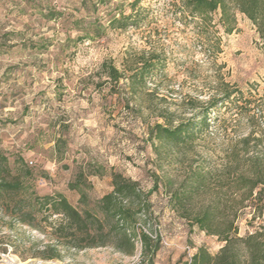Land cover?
<instances>
[{
  "label": "rangeland",
  "instance_id": "374dc122",
  "mask_svg": "<svg viewBox=\"0 0 264 264\" xmlns=\"http://www.w3.org/2000/svg\"><path fill=\"white\" fill-rule=\"evenodd\" d=\"M133 1L98 0L114 5L93 11L88 0V14L81 0H0V180L14 186L0 194V264H149L139 240L133 254L112 237L86 247L54 201L102 218L99 200L114 174L149 194L137 227L160 239L154 264H184L201 247L220 251L225 242L197 223L208 207L236 221L239 236L249 221L264 232V193L254 209L234 192L248 158L238 141L257 128L249 108L264 102L255 26L238 13L228 33L219 14L202 24L180 10L182 0H140L135 25L110 27ZM98 24L103 35L86 37ZM111 64L119 81L106 73ZM146 64L145 83L131 84L127 76ZM225 92L232 96L223 103ZM215 99L209 128L191 143L152 139L155 124L198 121Z\"/></svg>",
  "mask_w": 264,
  "mask_h": 264
},
{
  "label": "trees",
  "instance_id": "16d2710c",
  "mask_svg": "<svg viewBox=\"0 0 264 264\" xmlns=\"http://www.w3.org/2000/svg\"><path fill=\"white\" fill-rule=\"evenodd\" d=\"M82 5L88 14L91 13L88 7V0H81ZM93 3V11L98 10L100 2L90 0ZM140 0H134L130 7L132 12L126 14L120 11L112 14L109 18V26L117 29H126L136 24L133 11L139 5ZM109 11L114 4L111 2L100 3L105 5ZM180 10L193 19H200L202 24L212 22L214 14H219V21L224 26V30L230 33L236 24L237 14L245 15L255 26L264 48V0H182ZM118 15V16H117ZM85 16L79 18L83 21ZM86 37H91V32L95 36H101L105 32V27L98 24L92 30L86 29ZM151 65L146 64L127 76L131 84L137 83L139 79L145 83V74L150 70ZM107 75L114 81H119L123 73L114 65H105ZM232 93L225 92L223 103L231 99ZM220 100L215 99L210 102L201 112V119L197 117L181 122L177 125L157 123L151 129L152 139L160 143L182 145L191 143L198 133L207 130L210 126V114L216 108ZM225 101V102H224ZM252 114H248L250 121L255 122L257 128L250 130L238 143L242 147V153L247 156L246 161L240 167L235 180L234 192L238 194L239 201L243 207H254L261 202L264 193V102H254L253 108H249ZM238 152L234 151L236 155ZM196 185V184H195ZM19 186V185H18ZM17 186V187H18ZM14 187L12 183L0 180V194ZM196 189H203V181L198 177ZM149 194H144L138 188V184L130 179L124 178L120 174L113 176V190L105 194L99 200V211L102 218L89 210L84 213L68 202L64 197L56 200L61 213L65 219L76 230L85 234L82 238L86 247L103 246L108 243L109 238L116 240V246L127 254H133L136 242H141L144 256L148 257L149 264H154L156 253L160 248V239L154 240L151 234L145 229L137 227V222L147 215L150 209ZM237 199V198H235ZM222 213H220L221 215ZM197 223L208 233L217 235L224 243L216 255L210 254L201 247L191 257L190 261L184 264H264V232L263 227L249 224L252 230L245 236H239V228L234 220L224 221V216L217 215L211 207L202 210L197 215ZM241 245L246 254L241 255L237 251V245Z\"/></svg>",
  "mask_w": 264,
  "mask_h": 264
}]
</instances>
